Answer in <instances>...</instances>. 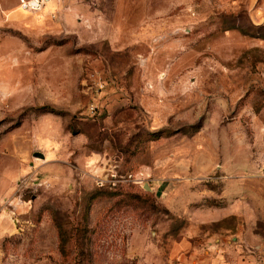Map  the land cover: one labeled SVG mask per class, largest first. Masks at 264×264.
<instances>
[{
	"label": "rangeland",
	"instance_id": "obj_1",
	"mask_svg": "<svg viewBox=\"0 0 264 264\" xmlns=\"http://www.w3.org/2000/svg\"><path fill=\"white\" fill-rule=\"evenodd\" d=\"M0 264H264V0H0Z\"/></svg>",
	"mask_w": 264,
	"mask_h": 264
},
{
	"label": "bare ground",
	"instance_id": "obj_2",
	"mask_svg": "<svg viewBox=\"0 0 264 264\" xmlns=\"http://www.w3.org/2000/svg\"><path fill=\"white\" fill-rule=\"evenodd\" d=\"M23 1H24V0H23ZM32 5H35V6H36V5H37V3H36V2H32Z\"/></svg>",
	"mask_w": 264,
	"mask_h": 264
},
{
	"label": "water",
	"instance_id": "obj_3",
	"mask_svg": "<svg viewBox=\"0 0 264 264\" xmlns=\"http://www.w3.org/2000/svg\"><path fill=\"white\" fill-rule=\"evenodd\" d=\"M33 6H35V5H33ZM41 157H43V156H41ZM145 188H146V189H150L148 186H146Z\"/></svg>",
	"mask_w": 264,
	"mask_h": 264
},
{
	"label": "built area",
	"instance_id": "obj_4",
	"mask_svg": "<svg viewBox=\"0 0 264 264\" xmlns=\"http://www.w3.org/2000/svg\"><path fill=\"white\" fill-rule=\"evenodd\" d=\"M24 6H26V4H24Z\"/></svg>",
	"mask_w": 264,
	"mask_h": 264
}]
</instances>
